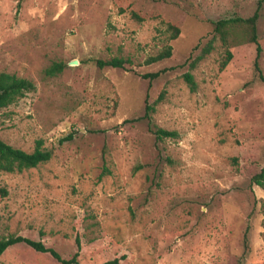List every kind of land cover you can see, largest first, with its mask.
<instances>
[{"label":"rangeland","instance_id":"rangeland-1","mask_svg":"<svg viewBox=\"0 0 264 264\" xmlns=\"http://www.w3.org/2000/svg\"><path fill=\"white\" fill-rule=\"evenodd\" d=\"M259 3L264 76V0H0V71L35 84L0 109V138L26 151L41 139L53 153L0 170V236L70 257L77 235L80 264H264V189L251 182L264 165V81L245 29L232 28L221 66L227 46L212 26ZM168 23L180 29L174 39ZM167 45L170 57L145 62ZM112 57L130 62H95ZM145 102L152 124L176 137L158 140L138 119ZM0 264L62 263L18 243Z\"/></svg>","mask_w":264,"mask_h":264},{"label":"trees","instance_id":"trees-1","mask_svg":"<svg viewBox=\"0 0 264 264\" xmlns=\"http://www.w3.org/2000/svg\"><path fill=\"white\" fill-rule=\"evenodd\" d=\"M260 3L258 4L257 9L254 13L248 17H231L227 19H219L216 21H212L213 31L219 35L222 43L226 45L225 48V56L221 62V66H225L232 57V53L228 48L229 37L231 34V30L235 26H240L245 29L246 35L250 42H253L256 46V57L254 60V69L257 72V75L260 80L264 81V76L261 73L260 66H259V55H260V45L258 42L257 36V29H256V22L259 17L258 9ZM134 16L138 19L136 14ZM168 29L170 30V39H174L178 36L180 29L168 23ZM212 49V42L209 41L206 45L202 48L201 53L197 56V59H201L210 52ZM172 53L171 45H167L162 50H160L155 55L149 56L145 59L146 63H153L160 61L164 58L170 57ZM98 67H124V64L127 62L129 63V59H124L122 57H112L109 59H96L95 60ZM65 63L58 61L52 62L48 67L45 68L44 73L46 75L52 76L59 73ZM194 66V63L191 64ZM168 68H163L155 72H147L143 73L141 76L143 78H148L152 80L159 76L161 73L167 71ZM183 77L188 84L191 91L196 89V83L193 77V74L189 71H186L183 74ZM35 89V84L30 79L25 77L16 76L15 74L0 71V109L8 106L12 102L19 99L23 96L26 92L32 91ZM162 98L160 94L158 99L155 101L157 102L159 99ZM154 110L153 104H147L145 102L144 105V113L138 117V119H147L150 126V130L154 133L156 139H163L165 137H176L178 132L175 130H168L162 127H158L152 124L151 114ZM70 138L67 137V139ZM52 150L43 146V142L41 139L35 141V146L31 151H26L21 148L15 147L3 139L0 138V170L5 172H14V171H22L23 169H28L32 167H36L40 163H44L48 161L52 157ZM251 182L260 186L264 189V165L260 169L259 172L255 173L251 177ZM245 240H247V233H245ZM23 243L30 246L32 249L42 253H49L55 260L59 261L62 264H80L78 260L79 250H80V240L79 237L76 235L75 237V244L76 250L70 257H63L57 250L45 244V242L41 239H34L25 237L22 235L17 234H8L0 236V255L10 246ZM123 258V255L120 257H114L113 259L106 260L101 264H118L119 261Z\"/></svg>","mask_w":264,"mask_h":264},{"label":"water","instance_id":"water-1","mask_svg":"<svg viewBox=\"0 0 264 264\" xmlns=\"http://www.w3.org/2000/svg\"><path fill=\"white\" fill-rule=\"evenodd\" d=\"M75 62H77V61H75Z\"/></svg>","mask_w":264,"mask_h":264}]
</instances>
